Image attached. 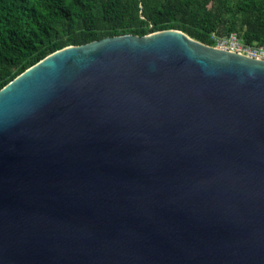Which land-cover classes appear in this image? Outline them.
<instances>
[{"label":"water","instance_id":"water-1","mask_svg":"<svg viewBox=\"0 0 264 264\" xmlns=\"http://www.w3.org/2000/svg\"><path fill=\"white\" fill-rule=\"evenodd\" d=\"M0 264H264V60L164 30L16 75Z\"/></svg>","mask_w":264,"mask_h":264},{"label":"trees","instance_id":"trees-1","mask_svg":"<svg viewBox=\"0 0 264 264\" xmlns=\"http://www.w3.org/2000/svg\"><path fill=\"white\" fill-rule=\"evenodd\" d=\"M178 30L208 46L264 43V0H0V88L49 53L106 37Z\"/></svg>","mask_w":264,"mask_h":264},{"label":"built area","instance_id":"built-area-1","mask_svg":"<svg viewBox=\"0 0 264 264\" xmlns=\"http://www.w3.org/2000/svg\"><path fill=\"white\" fill-rule=\"evenodd\" d=\"M214 46L230 52H235L248 57L264 60V43L250 45L245 44L235 32L227 34L225 38L216 40Z\"/></svg>","mask_w":264,"mask_h":264},{"label":"rangeland","instance_id":"rangeland-1","mask_svg":"<svg viewBox=\"0 0 264 264\" xmlns=\"http://www.w3.org/2000/svg\"><path fill=\"white\" fill-rule=\"evenodd\" d=\"M213 36H214V38H215L216 40H219L220 38H225L226 33H222V32H220V33L213 34Z\"/></svg>","mask_w":264,"mask_h":264}]
</instances>
